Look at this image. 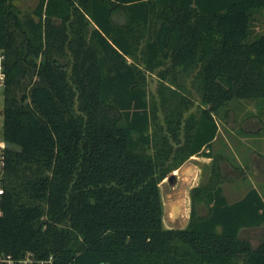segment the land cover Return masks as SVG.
<instances>
[{
    "label": "trees",
    "instance_id": "1",
    "mask_svg": "<svg viewBox=\"0 0 264 264\" xmlns=\"http://www.w3.org/2000/svg\"><path fill=\"white\" fill-rule=\"evenodd\" d=\"M263 12L264 0H38L29 14L0 0V254L264 264V237L240 236L264 223V199L251 187L229 201L211 153L216 112L264 99ZM155 71L171 76L156 95ZM191 87L207 105L198 113ZM194 154L211 157L209 178L190 189L186 226L166 227L159 183Z\"/></svg>",
    "mask_w": 264,
    "mask_h": 264
},
{
    "label": "rangeland",
    "instance_id": "2",
    "mask_svg": "<svg viewBox=\"0 0 264 264\" xmlns=\"http://www.w3.org/2000/svg\"><path fill=\"white\" fill-rule=\"evenodd\" d=\"M38 0H15L20 12H33ZM123 21L122 17H117ZM257 29H264V12L258 15ZM147 84L150 94L156 95L161 82L171 84V76L161 78L160 74L147 72ZM185 79L190 87V78ZM193 104L191 110L198 113L202 107L199 95L191 87ZM181 90V88H180ZM0 88V138L2 137L3 94ZM162 110L159 116L163 118ZM219 123L217 137L212 142L213 156L222 155L219 161L224 174L221 182L229 201L236 200L251 187H255L264 199V99H233L225 103L214 115ZM211 157L194 154L178 168L172 170L171 180L167 175L159 183L163 202V223L166 227H184L188 223L191 199L190 189L206 182L211 172ZM200 212L206 213L204 206ZM242 238L257 246L264 237V223L257 227L245 228L240 232Z\"/></svg>",
    "mask_w": 264,
    "mask_h": 264
},
{
    "label": "built area",
    "instance_id": "3",
    "mask_svg": "<svg viewBox=\"0 0 264 264\" xmlns=\"http://www.w3.org/2000/svg\"><path fill=\"white\" fill-rule=\"evenodd\" d=\"M6 59V53L4 48L0 47V88H3L5 80V68L4 63ZM6 166V155L4 150L3 138H0V212H1V200L4 191L3 177ZM52 264V256L50 255L46 259H35L31 254H26L23 257H15L11 254L1 253L0 264Z\"/></svg>",
    "mask_w": 264,
    "mask_h": 264
},
{
    "label": "water",
    "instance_id": "4",
    "mask_svg": "<svg viewBox=\"0 0 264 264\" xmlns=\"http://www.w3.org/2000/svg\"><path fill=\"white\" fill-rule=\"evenodd\" d=\"M172 177H173V174H170V175L168 176V179L171 180ZM100 264H104V262H101Z\"/></svg>",
    "mask_w": 264,
    "mask_h": 264
}]
</instances>
